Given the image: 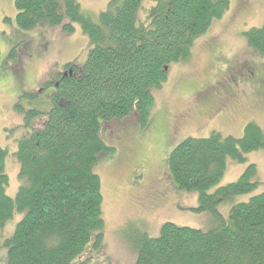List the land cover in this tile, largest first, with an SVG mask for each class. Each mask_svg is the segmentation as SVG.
I'll use <instances>...</instances> for the list:
<instances>
[{
	"label": "trees",
	"instance_id": "1",
	"mask_svg": "<svg viewBox=\"0 0 264 264\" xmlns=\"http://www.w3.org/2000/svg\"><path fill=\"white\" fill-rule=\"evenodd\" d=\"M142 4L110 0L95 23L76 0H14L17 29L59 26L69 34L78 24L90 47L82 65L69 62L65 76L57 75L37 94L20 95L34 100L52 86L48 111L41 99L28 109L14 105L32 130L14 153L21 181L14 197L5 193L6 151L0 147V225L14 212L24 213L0 242L6 264H88L91 252L101 251L102 195L92 167L99 154L115 152L104 141L108 129L129 119L148 125L151 90L165 81V68L189 58L193 40L223 15L229 0H154L141 19ZM243 37L264 57V23ZM254 150L264 151V132L254 123L241 137L211 132L177 144L168 171L178 189L198 192L195 210L211 214L215 224L202 230L165 222L157 237L141 233L134 264H264V191L232 204L226 219L218 211L256 189V166L249 164L235 182L208 192L222 178L227 158L243 162Z\"/></svg>",
	"mask_w": 264,
	"mask_h": 264
},
{
	"label": "rangeland",
	"instance_id": "2",
	"mask_svg": "<svg viewBox=\"0 0 264 264\" xmlns=\"http://www.w3.org/2000/svg\"><path fill=\"white\" fill-rule=\"evenodd\" d=\"M76 1L97 23L110 0ZM153 4L154 0H143L141 19ZM15 15L14 0H0V147L6 151L8 181L4 189L10 197L21 184L14 153L18 141L32 130L24 125V115L14 105L20 103L28 109L41 99L42 109L48 111L52 86L34 100H19L20 95L37 94L69 62L82 65L90 47L78 24L69 34L59 26L22 31L14 24ZM263 23L264 0H229L223 15L193 40L189 58L169 65L161 87L151 90L148 125L144 128L129 119L115 131L108 129L103 138L115 152L99 154L92 167L100 179L102 195V249L91 252L88 264H134L136 238L141 233L157 237L165 222L202 230L215 224L211 214L195 210L197 191L177 188L168 171V157L187 137H208L211 132L241 137L249 123L264 132V57L243 37L244 32ZM244 158L243 162L227 158L222 178L208 190L213 193L235 182L249 164L256 166V189L219 205L225 219L232 204L264 191V151L247 152ZM23 215L14 212L0 225V242L13 233ZM6 253L0 248V264H6Z\"/></svg>",
	"mask_w": 264,
	"mask_h": 264
},
{
	"label": "flooded vegetation",
	"instance_id": "3",
	"mask_svg": "<svg viewBox=\"0 0 264 264\" xmlns=\"http://www.w3.org/2000/svg\"><path fill=\"white\" fill-rule=\"evenodd\" d=\"M67 70H69V68H67V69H66V68H64V69H63V72H62V73H60V74H61V76H65V75H66V72H67ZM255 70H256V68H253V70H252V71L254 72ZM58 75H59V74H58ZM54 79H55V78H54ZM54 79L52 80V82L54 81ZM55 84H56V83H55Z\"/></svg>",
	"mask_w": 264,
	"mask_h": 264
},
{
	"label": "water",
	"instance_id": "4",
	"mask_svg": "<svg viewBox=\"0 0 264 264\" xmlns=\"http://www.w3.org/2000/svg\"><path fill=\"white\" fill-rule=\"evenodd\" d=\"M165 69H167V67Z\"/></svg>",
	"mask_w": 264,
	"mask_h": 264
}]
</instances>
